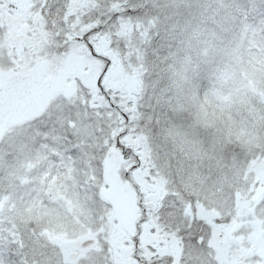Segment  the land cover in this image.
Listing matches in <instances>:
<instances>
[{"label":"rangeland","instance_id":"obj_1","mask_svg":"<svg viewBox=\"0 0 264 264\" xmlns=\"http://www.w3.org/2000/svg\"><path fill=\"white\" fill-rule=\"evenodd\" d=\"M142 1L123 0L136 11L118 22V34L94 37L97 55L112 60L101 84L129 125L96 87L103 61L75 40L87 25L72 32L80 18L64 23L67 14L110 0H46L43 15L20 0L2 17L0 239L10 250L4 257L0 249V264H96L98 256L110 264H264V6ZM176 30L181 56L190 49L186 67L205 64L208 97L234 111L241 151L224 154L229 138L178 134L176 123L159 122L160 108L182 104L169 99L161 77L144 82V74L158 37ZM140 104L149 109L145 119L158 123L155 146ZM125 131L120 144L131 155L115 142L103 151ZM155 147L180 150V161L165 164ZM86 239L94 243L83 249Z\"/></svg>","mask_w":264,"mask_h":264},{"label":"trees","instance_id":"obj_2","mask_svg":"<svg viewBox=\"0 0 264 264\" xmlns=\"http://www.w3.org/2000/svg\"><path fill=\"white\" fill-rule=\"evenodd\" d=\"M144 13L145 12H143L142 15H144ZM131 16L140 17V14L136 13ZM158 39L159 43L162 45H160V47H158V51L152 55V63L148 65L149 68L147 73L144 74L146 76L144 82H147L148 80L156 81L158 77H161L164 81V84L161 85L169 90V99H173L172 101H174L173 95H177L182 104V109H178L173 105L160 108L161 112H159L158 115L161 118L159 119V122L163 126L166 125V121H169V123H176L179 128L178 131H180L178 134L184 130H188V132H193L194 137L198 136L200 139H203L215 136L217 140H221L223 143L226 142L227 138H229L228 140H231V143H228L227 147L226 145L224 146V154L230 151H241L242 147L236 144L235 139H241L244 135L239 136L237 134L236 127H239L240 124L235 121L234 111L230 109H222L218 102L213 101L207 95V77L202 72L206 68V65H202L201 63L202 67H186L184 55L185 53L187 54L188 51L190 53V49H186L183 56H181L180 47L181 45L184 46L185 43L182 41L180 31H172V33H167L163 36L161 35ZM164 39L168 42L165 46L163 44ZM152 45L154 44L152 43L149 46ZM147 48H145L146 54L149 53L147 52ZM181 59H183V66L181 64ZM205 59L202 58L203 63H207L204 62L206 61ZM173 91H175L176 94H174ZM146 109L149 110L148 108ZM146 109L142 104H140L139 109L136 111H139L141 119L144 118V120L147 121L143 127L149 132L151 141L154 145V143L158 142L155 135V124L158 123L157 121L154 122L153 119L150 121L145 119L148 118L146 116V113L148 112ZM233 110H235V108H233ZM162 113L164 114V117ZM152 116H154V114ZM175 142L177 143L179 149H182V145H180L181 142L177 138H175ZM156 147L154 148L156 156H158V152L161 153L162 158L166 160L165 164L170 165L180 161V150L170 151L168 154V149L166 151L164 150V152L158 149L157 152ZM227 148H229V150L226 151ZM211 151L213 152L211 154L212 157L208 160L211 162V167L215 168L220 161L218 154L212 146ZM197 160H199V158L194 162ZM78 176L79 175H77V178L74 179L80 183V177L78 178ZM184 228L185 226L183 227V230ZM0 245L4 247L2 248L0 246V249L4 250L5 257V239H0ZM9 256L13 259L16 258L10 253ZM6 259H8V257Z\"/></svg>","mask_w":264,"mask_h":264},{"label":"snow or ice","instance_id":"obj_3","mask_svg":"<svg viewBox=\"0 0 264 264\" xmlns=\"http://www.w3.org/2000/svg\"><path fill=\"white\" fill-rule=\"evenodd\" d=\"M20 0H0V32L3 31V23H2V17L4 16L5 12H8L9 15H11L10 10H15L17 8L18 3ZM28 3L32 5L31 11H35L37 7L41 9V15L44 14V8L47 7L46 0L42 4H37L36 0H27ZM113 4H116L117 7L113 8ZM260 6H264V0H260ZM120 8H123V11L120 10ZM89 9H91V13L83 12V10L75 12V13H69L66 15L64 23L67 24L71 21H76L77 17L80 18L78 23H74L72 25V32H79L81 28L85 27L87 25V30L83 31L82 35L75 37L76 42L83 44L84 47L88 49V51L91 53L94 59L102 60L104 64V69L101 72L100 78L96 82V87L99 89L100 94L104 96L105 100L108 101L109 108L115 109L117 112H119L121 118L124 120L125 125H129V120L127 119V115L119 108L116 107V104L113 103L112 100L109 99L110 92L106 91L105 88L102 86L101 81L104 78V74L109 70V68L112 65V60L106 57H102L97 55V53L94 50V44L96 43L95 38H99V35H103L105 33L109 34V38L113 35L118 34L119 29V21H121L122 17L130 14L131 12L136 11L134 7H129L127 5L123 4V0H110V3L107 4L106 7L99 9L94 8L92 4H89ZM93 17L96 21L94 26H91L93 24ZM116 25V30H113L112 25ZM112 45H110L111 47ZM88 99H91L89 96ZM129 107L131 106V102H129ZM126 134L125 132H120L117 134L114 138H109L108 145L105 146L103 151L107 150V147H111L112 143L115 142L116 147L121 148V151L125 153V156L131 155L130 150L124 149L122 145L120 144L121 138ZM56 158L53 157L50 161L51 163H55ZM128 174L125 173V178L127 179ZM219 222V221H217ZM163 246V245H161ZM149 251H154L153 249H149ZM8 264H11V261L8 262ZM96 264H110V261L106 256L100 257L98 256L96 258ZM181 264H184L183 259L181 261Z\"/></svg>","mask_w":264,"mask_h":264},{"label":"water","instance_id":"obj_4","mask_svg":"<svg viewBox=\"0 0 264 264\" xmlns=\"http://www.w3.org/2000/svg\"><path fill=\"white\" fill-rule=\"evenodd\" d=\"M94 243L93 239H86L82 243H80L81 248H87L88 246L92 245Z\"/></svg>","mask_w":264,"mask_h":264},{"label":"bare ground","instance_id":"obj_5","mask_svg":"<svg viewBox=\"0 0 264 264\" xmlns=\"http://www.w3.org/2000/svg\"><path fill=\"white\" fill-rule=\"evenodd\" d=\"M16 35H17V34L14 35L15 39H16V37L18 38V36H16ZM13 41H14V39H13Z\"/></svg>","mask_w":264,"mask_h":264}]
</instances>
